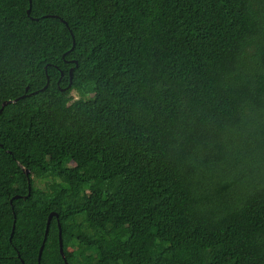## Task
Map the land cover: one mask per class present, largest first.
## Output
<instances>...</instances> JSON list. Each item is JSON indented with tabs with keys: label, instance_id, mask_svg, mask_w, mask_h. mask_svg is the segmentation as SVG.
Returning a JSON list of instances; mask_svg holds the SVG:
<instances>
[{
	"label": "trees",
	"instance_id": "trees-1",
	"mask_svg": "<svg viewBox=\"0 0 264 264\" xmlns=\"http://www.w3.org/2000/svg\"><path fill=\"white\" fill-rule=\"evenodd\" d=\"M14 99L0 264H264V0H0Z\"/></svg>",
	"mask_w": 264,
	"mask_h": 264
},
{
	"label": "water",
	"instance_id": "water-1",
	"mask_svg": "<svg viewBox=\"0 0 264 264\" xmlns=\"http://www.w3.org/2000/svg\"><path fill=\"white\" fill-rule=\"evenodd\" d=\"M29 12H30V10L27 11V13H29ZM73 47H74V43L72 44V48L71 49H73ZM74 64H75V66L77 65L76 62H74ZM72 70L73 69L71 68L70 71H69V80H70V82L72 80ZM47 84H48V82H47ZM47 84H46V86H47ZM17 101H18V99H14V100H9V101L3 102L2 105H1L0 112H1V110L3 109V107L5 105L10 104V103H16ZM22 170H23L24 174L26 176H28L29 171L27 169H24V168H22ZM52 217H56L57 218V215L55 213H50L49 216H48V219H47V222H46V229H45L44 240H43V243H42V245H41V247L39 249V253H38V258H37L38 263L37 264H39V261H40V257H41L42 250H43V245H44V242H45V239H46V234L48 232L49 223H50ZM58 228H60L59 223H58ZM13 229H14V227L12 228V231H13ZM59 251H60V253H61L62 257H63L64 255L62 253L63 252L62 251V240H61V233L60 232H59ZM64 263L67 264L66 260H64Z\"/></svg>",
	"mask_w": 264,
	"mask_h": 264
},
{
	"label": "rangeland",
	"instance_id": "rangeland-1",
	"mask_svg": "<svg viewBox=\"0 0 264 264\" xmlns=\"http://www.w3.org/2000/svg\"><path fill=\"white\" fill-rule=\"evenodd\" d=\"M72 95H73V98L74 99H77L78 98V94L75 91L72 93ZM240 141H243V138L241 136L238 139V142H240Z\"/></svg>",
	"mask_w": 264,
	"mask_h": 264
}]
</instances>
